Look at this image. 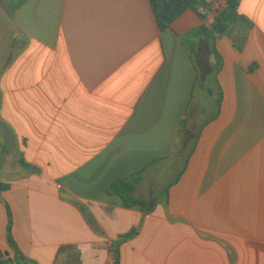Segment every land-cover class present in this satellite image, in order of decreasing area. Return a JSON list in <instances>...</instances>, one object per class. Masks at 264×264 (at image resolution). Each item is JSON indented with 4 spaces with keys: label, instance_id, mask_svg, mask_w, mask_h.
Instances as JSON below:
<instances>
[{
    "label": "crops",
    "instance_id": "0c3cea01",
    "mask_svg": "<svg viewBox=\"0 0 264 264\" xmlns=\"http://www.w3.org/2000/svg\"><path fill=\"white\" fill-rule=\"evenodd\" d=\"M238 12L241 48L149 0H0L3 253L1 199L23 264H113L138 227L121 264H264V0ZM139 173L147 214L109 194Z\"/></svg>",
    "mask_w": 264,
    "mask_h": 264
},
{
    "label": "trees",
    "instance_id": "16d2710c",
    "mask_svg": "<svg viewBox=\"0 0 264 264\" xmlns=\"http://www.w3.org/2000/svg\"><path fill=\"white\" fill-rule=\"evenodd\" d=\"M241 0H229L228 6L224 9L220 15L216 18L212 28H203L201 32L209 37L229 36L233 38L236 45L241 48L242 44L246 41L249 31L253 28V23L247 18L239 15L238 8ZM151 8L154 12L158 29L161 32H165L170 29L171 26L180 19L188 11H194L199 13L200 7L205 9L210 8V3L205 0H149ZM202 19L204 18L201 16ZM22 165L25 166L24 163ZM142 181V173L137 174L129 180L119 181L110 188L109 194L118 196L123 200L124 207L132 208L137 207L143 210L145 214L150 213L152 209H149V204L143 199H132L131 196L135 193L137 187ZM7 186L0 184V198L3 191L7 190ZM5 205L8 214V229H7V241L14 252V259L9 254L3 253L0 249V264L11 263L20 264L19 259L23 256L19 251L18 245L13 237L12 225L13 216L10 207L1 199ZM75 206L85 217L87 223L93 228V230L100 236H105L103 229L98 225L92 213L82 204L75 203ZM140 233V227L132 229L127 234L121 235L117 240L112 243L113 264H121L120 248L123 244L133 240ZM73 246L61 247L59 253H65L73 250ZM232 252V251H231ZM30 263L37 264L33 261Z\"/></svg>",
    "mask_w": 264,
    "mask_h": 264
},
{
    "label": "built area",
    "instance_id": "2783aa9c",
    "mask_svg": "<svg viewBox=\"0 0 264 264\" xmlns=\"http://www.w3.org/2000/svg\"><path fill=\"white\" fill-rule=\"evenodd\" d=\"M229 0H217L214 3H210V8L205 9L200 7L199 15L203 16V25L206 29H211L215 23L216 18L220 13L227 8Z\"/></svg>",
    "mask_w": 264,
    "mask_h": 264
},
{
    "label": "rangeland",
    "instance_id": "374dc122",
    "mask_svg": "<svg viewBox=\"0 0 264 264\" xmlns=\"http://www.w3.org/2000/svg\"><path fill=\"white\" fill-rule=\"evenodd\" d=\"M12 231H13V225H12ZM19 262H20V264H23V262H22V260L21 259H19ZM5 264H11V263H5ZM30 264H32V263H30Z\"/></svg>",
    "mask_w": 264,
    "mask_h": 264
}]
</instances>
